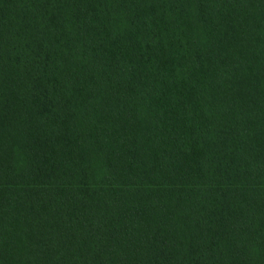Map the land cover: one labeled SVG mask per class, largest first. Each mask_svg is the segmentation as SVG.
<instances>
[{
  "label": "trees",
  "instance_id": "16d2710c",
  "mask_svg": "<svg viewBox=\"0 0 264 264\" xmlns=\"http://www.w3.org/2000/svg\"><path fill=\"white\" fill-rule=\"evenodd\" d=\"M0 264H264V0H0Z\"/></svg>",
  "mask_w": 264,
  "mask_h": 264
}]
</instances>
